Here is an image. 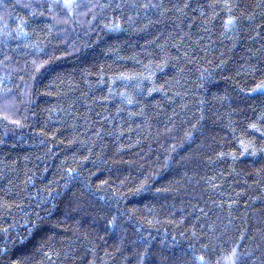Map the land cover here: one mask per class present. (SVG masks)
Returning a JSON list of instances; mask_svg holds the SVG:
<instances>
[{"label":"trees","instance_id":"obj_1","mask_svg":"<svg viewBox=\"0 0 264 264\" xmlns=\"http://www.w3.org/2000/svg\"><path fill=\"white\" fill-rule=\"evenodd\" d=\"M0 264H264V0H0Z\"/></svg>","mask_w":264,"mask_h":264}]
</instances>
